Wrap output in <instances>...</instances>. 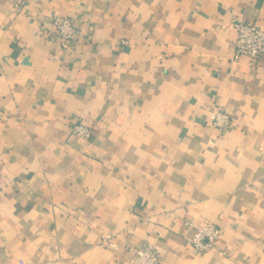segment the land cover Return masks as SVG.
I'll return each instance as SVG.
<instances>
[{
    "label": "crops",
    "instance_id": "obj_1",
    "mask_svg": "<svg viewBox=\"0 0 264 264\" xmlns=\"http://www.w3.org/2000/svg\"><path fill=\"white\" fill-rule=\"evenodd\" d=\"M238 21L264 29V0H0V264H130L148 243L264 264V59L234 60ZM209 222L198 252L188 223Z\"/></svg>",
    "mask_w": 264,
    "mask_h": 264
},
{
    "label": "built area",
    "instance_id": "obj_2",
    "mask_svg": "<svg viewBox=\"0 0 264 264\" xmlns=\"http://www.w3.org/2000/svg\"><path fill=\"white\" fill-rule=\"evenodd\" d=\"M17 12L24 10V4L15 5ZM52 26L62 44H69L77 40L78 32L68 17H57L52 21ZM236 40L234 48V60L239 61L242 57H249L251 64L256 60L264 59V29L253 23L238 21L234 23ZM211 124L221 132L227 131L233 126L232 116L225 109H216L211 116ZM73 132L80 138L86 140L92 134V127L78 122ZM195 228L191 238V245L198 252L211 251L220 239L221 229L213 222L203 225L188 223ZM133 257L130 264H162V258L158 250L150 243L141 249L131 250Z\"/></svg>",
    "mask_w": 264,
    "mask_h": 264
}]
</instances>
